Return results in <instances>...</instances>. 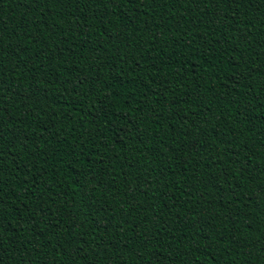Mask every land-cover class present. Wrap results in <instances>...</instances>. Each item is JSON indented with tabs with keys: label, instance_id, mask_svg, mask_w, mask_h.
Masks as SVG:
<instances>
[{
	"label": "trees",
	"instance_id": "16d2710c",
	"mask_svg": "<svg viewBox=\"0 0 264 264\" xmlns=\"http://www.w3.org/2000/svg\"><path fill=\"white\" fill-rule=\"evenodd\" d=\"M0 264H264V0H0Z\"/></svg>",
	"mask_w": 264,
	"mask_h": 264
}]
</instances>
